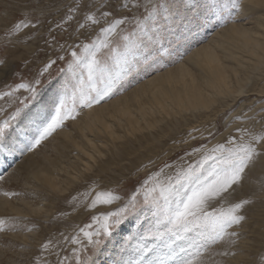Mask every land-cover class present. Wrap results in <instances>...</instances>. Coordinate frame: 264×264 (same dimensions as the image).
Returning <instances> with one entry per match:
<instances>
[{"label": "snow or ice", "instance_id": "6c2138e0", "mask_svg": "<svg viewBox=\"0 0 264 264\" xmlns=\"http://www.w3.org/2000/svg\"><path fill=\"white\" fill-rule=\"evenodd\" d=\"M56 2L62 13L58 19H48L51 11L41 6L5 28V47L26 30L30 41H43L30 54L32 60L22 62L25 68L39 56L44 59L26 82L7 59L0 60V76L11 71L18 77L0 91V100L12 107L9 112L0 106V163L33 152L83 109L125 91L130 78L166 67L164 58L173 63L183 59L180 48L199 31L228 19L236 22L243 10V0L229 5L219 0H149L146 14L137 16L140 0ZM54 69L62 79L46 100V90L56 78ZM20 90L26 93L23 98L15 95ZM242 102L237 99L226 109L222 119L231 117V122L216 132L209 129L205 135L194 127L181 143H200L184 150L177 157L179 164L165 162L149 173L126 199L90 186L83 205L92 213L90 222L71 235L57 230V238L37 240L35 251L25 249L26 261L12 264H230V258L244 251L240 241L248 242L247 209L256 202L235 194L251 182L253 195L264 201V91L243 108ZM218 133L222 140L212 144ZM3 195L11 199L19 193ZM125 228L129 232L121 238L117 254L105 251ZM24 231L33 229L20 217H0V236ZM2 242L14 248L10 240Z\"/></svg>", "mask_w": 264, "mask_h": 264}, {"label": "rangeland", "instance_id": "374dc122", "mask_svg": "<svg viewBox=\"0 0 264 264\" xmlns=\"http://www.w3.org/2000/svg\"><path fill=\"white\" fill-rule=\"evenodd\" d=\"M140 3L141 7L136 11L137 16L146 14L145 8L150 7L149 0H140ZM219 3L229 5L231 0H219ZM41 6L51 11L48 19H58L62 14L57 12L60 4L56 0H0V60L7 59L10 66L15 67L19 73L24 75L25 82L35 75L44 57L39 56L33 60L28 68H25L22 62L26 57L32 60L30 54L35 50L37 43L42 45L43 41L35 39L30 41V34L26 30L25 34L5 47L7 37L4 31L7 26L21 17L26 19L33 15L32 10H38ZM262 14L261 18L264 19L263 6L250 5L247 0H243V10L236 16V22L228 19V22L223 25L217 24L215 27L202 29L195 39L180 48L183 59L177 58L178 62L173 63L171 59L164 58L162 63L166 67L150 72L148 75L141 72L142 78H130V85L121 94L99 105H94L93 114L104 116L105 122L114 125L113 128L105 129L104 122L100 121V126L96 128V131H81L86 124L85 113L89 110L86 108L75 120L66 121L62 128L33 152L17 154L0 163V175L3 176L0 180V217H20L23 224L33 229L32 232L24 231L10 233L6 237L0 236V264L26 261L29 252L25 249L35 251L37 240L57 238V230L71 235L74 230L89 223L92 213L85 211L83 205L86 200L85 193L90 186L98 185V190H112L126 199L149 173L157 171L165 162L179 164L177 157L183 155L184 150H190L191 146L200 143L199 140L190 141L189 144L181 143L182 140L188 139L187 133L194 127L200 128L205 135L209 129L216 132L221 125L231 122V117L222 118L226 109L235 104L237 99L243 101L240 105L243 108L252 103L253 99L260 97L264 91L263 67H257L258 57L254 50H250L241 57L242 67L238 68V75L233 80L234 90H240V93H227L226 95L223 93L213 103L211 94L204 84V78L207 75L206 66L198 67L193 61H189L194 56L193 54L207 46L215 49L220 57H225L220 49V45L227 40L225 36H228L234 27L241 25L257 31L258 19L262 20L258 17ZM224 15L227 17L228 12L225 11ZM233 15H235V10H233ZM42 31H46V28ZM31 35L35 34L31 33ZM252 36L256 37L254 34ZM241 46L244 45H237V47ZM182 64H187V67L194 72L197 80L195 85L202 91L199 101L194 103L193 100L184 99L183 111L179 113L176 107L178 102L175 101L174 107L169 110L166 105H172V101L169 100L165 105L159 99H155V110L158 113L155 116L143 114L144 119L137 114L141 119L139 121L141 128L134 132L136 129L133 125H137L138 120H128L123 117L121 111L124 106L148 103L152 99L151 90L165 83L153 82L173 72ZM63 66L64 63L60 62L59 67ZM53 75L56 76V69L53 70ZM153 78L155 79L152 84L147 82ZM61 79L62 76H56L53 83L48 86L45 94L46 100ZM14 80H18V77H14L11 71H7V75L0 76V91L6 90L5 85L12 84ZM148 85H150L149 88L141 90ZM137 92H140L139 98L134 101L133 97ZM143 92L145 96H142ZM15 95L23 98L26 93L20 90ZM0 106L7 108L9 112L12 111V107H9L5 100H0ZM233 127H235L234 124ZM91 139L94 142L92 144L89 142ZM173 140L177 143L174 144ZM220 140L222 136L218 133L211 143L215 144ZM42 172L47 174L44 175ZM50 176L56 177L58 181L51 182ZM56 185L62 188L57 190ZM6 191L19 193V195L9 199L3 195ZM73 196L78 197L77 202L72 201ZM235 198H251L256 202L247 209L248 220L245 224V235L248 242L240 241L239 247L244 251L234 259L230 258V264H241V262L243 264H264V241L261 240L264 234L262 233L264 230V201L253 195L251 182L240 189L235 194ZM131 231L134 232L135 229ZM128 232L129 229L125 228L119 236L106 245L105 251H111L115 256L121 238ZM5 239L10 240L14 248H9L6 243H3ZM216 259L221 260L220 257ZM101 260L104 261L105 258L102 257Z\"/></svg>", "mask_w": 264, "mask_h": 264}, {"label": "bare ground", "instance_id": "6f19581e", "mask_svg": "<svg viewBox=\"0 0 264 264\" xmlns=\"http://www.w3.org/2000/svg\"><path fill=\"white\" fill-rule=\"evenodd\" d=\"M247 2L250 5L253 4L257 7H264V0H247ZM261 17H263V14L260 15V17L258 18ZM261 19L262 20L258 19L259 27L257 31H254L253 29H249L241 25L236 26V28L234 27L231 33L228 36H225L227 37V40H225L220 45L221 52L225 54V57H220L216 50L210 46L201 48L197 53L193 54L194 56L189 62L193 61L198 67H203L202 65L206 66L207 75L204 78V84L207 86L208 91L211 94L212 103L215 99L220 98L221 94L223 93L225 95L227 93H240V90H234L233 80L234 77L238 75V68L242 67L243 59H241V57L245 55V53H248L250 50L255 51V55L258 57L257 67H263L262 74L264 75V19ZM253 34L256 36L255 38L252 36ZM241 44H243L244 46L237 47V45ZM155 78L148 80L147 82L152 84V81ZM156 82L165 83H163V86H158L157 89L151 90L152 99L148 103H141L137 106H130L129 104H126L124 106V109H122L121 111L123 117H126L128 120H138L136 123L137 125H133V128L136 129V131L134 132L139 131V129L141 128L139 121H141L140 118H145L143 114L155 116L158 113L155 110V99H159V101L165 105L168 103L169 100L172 101V105H166V108L169 110L174 107L175 101L178 102V105L176 107L179 113H181L184 108V99H188L190 101L193 100V102L196 103L199 101L200 95L202 94L201 89L195 85L197 83V80L195 79L194 72H192V70L187 67V64L180 65L179 67L174 69L173 72L158 78L153 83ZM150 85L143 87L141 90L149 88ZM139 93L140 92H137L134 95V101L139 98ZM142 96H145V92H143ZM109 106L112 107V105ZM93 109L94 108H90L85 113L86 124L81 129V131H96V128L100 126V121L104 122V125L106 127L105 129L114 127V125L105 122L104 116L94 115ZM137 114H140V118L137 116ZM113 117L114 119L116 118L115 114L113 115ZM89 142L91 144L94 143L92 139L89 140ZM50 180L53 183L58 181L56 177L52 178L51 176ZM56 188L58 190L62 187L60 185H56Z\"/></svg>", "mask_w": 264, "mask_h": 264}]
</instances>
